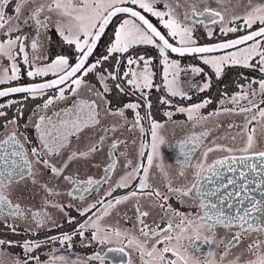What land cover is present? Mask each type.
<instances>
[{"label": "snow or ice", "instance_id": "obj_1", "mask_svg": "<svg viewBox=\"0 0 264 264\" xmlns=\"http://www.w3.org/2000/svg\"><path fill=\"white\" fill-rule=\"evenodd\" d=\"M0 85V264H264V0H0Z\"/></svg>", "mask_w": 264, "mask_h": 264}, {"label": "flooded vegetation", "instance_id": "obj_2", "mask_svg": "<svg viewBox=\"0 0 264 264\" xmlns=\"http://www.w3.org/2000/svg\"><path fill=\"white\" fill-rule=\"evenodd\" d=\"M200 34L203 35L202 28H201V33ZM229 35H231V34H229ZM226 38L227 37H221V39H226ZM54 39H55V37H54ZM213 39L215 40L216 37H214ZM203 42H206V37L201 40V43H203ZM52 50L53 51H56L57 50L55 44L53 45V49ZM187 63H188L187 60H183L182 61V66L185 65V64H187ZM247 71L248 70H245V72H247ZM228 78H229V81H230L229 91H231V90H233L236 87L234 83H231V81H234L236 79L235 71L234 70L229 72ZM25 79H26V77H25ZM180 79H181V82L183 83V81L188 80V79H192V77L190 75L186 76L183 73H181ZM194 79L195 80H199V77H195ZM3 87H4L3 85H0V89H2ZM185 87H186V85H185ZM220 87L223 88V84H221ZM193 93H194L193 94V101H198V99L200 97H202V96L205 95L204 93H198L197 94V93L194 92V90H193ZM156 95L157 94L154 91V94L152 96V99L154 101V104L156 103ZM212 95H213V97L215 96V91H213ZM10 99L13 100V101H15V102H17L21 106L27 105V106H30V107H33V108L35 106V101H32L30 98H29V100H24L23 99V94H12V95H10L8 97L2 98V99H0V104H7V101L10 100ZM129 99L135 100V97H125L124 98L125 102H127ZM176 99H179V98H176ZM17 103H14L12 105V107L10 109H8L9 113H11L13 115L15 114V109L17 107ZM183 103L184 104H187L189 102L188 101H184ZM212 108H213V105H209L207 109H204L202 111H205L206 112V111L212 110ZM0 110H2V109H0ZM25 111L27 112V109H25ZM156 115H157V118L158 119L162 118V112H157ZM174 119H185V117L183 115H181V114H176L174 116ZM218 119H219L220 123L222 124V127L220 129H218V130L214 129L213 132H212V136H224V135L234 134L235 131H236V129L229 130L227 128L228 123L232 122L233 120L236 123H240V121H241V118L240 117H233V116H228V115H221ZM0 123H3V118H0ZM197 130H199V129H197ZM182 134L183 133L178 130L177 135L180 136ZM134 135H135V133H127V132L124 133V136L125 137H128L129 139H131ZM210 139H211V137H210ZM221 142H225V141H221ZM227 142H230V141H227ZM163 150L165 152H168L169 151V149L167 147H165ZM105 187H106V185H105ZM101 191H103V188L101 189ZM93 195H95V194H93ZM36 203H39V201L37 200ZM73 214H76V213L73 212ZM57 218H59V214H57ZM63 230L67 231V230H69V227L65 224ZM0 232H2V229H0ZM60 232H61V229H59V228L46 227V228L40 229L39 230V235L38 236H34L32 238L33 239L46 240L47 236H49V235H57L58 236L60 234ZM74 239H76V238H74ZM52 247H56L58 249L60 248L59 244L53 245L51 243H48V244H46V245L43 246V251H40L39 252V254L41 255V257L42 258H46V255L45 254ZM62 251L63 250L61 249V252ZM61 252H58L57 254H61ZM70 254H72V258L73 259H75L76 256H79L81 258L86 259L89 255L92 254V249L89 248V247L81 246L79 243H76V245L74 246V248L71 250V253Z\"/></svg>", "mask_w": 264, "mask_h": 264}, {"label": "water", "instance_id": "obj_3", "mask_svg": "<svg viewBox=\"0 0 264 264\" xmlns=\"http://www.w3.org/2000/svg\"><path fill=\"white\" fill-rule=\"evenodd\" d=\"M16 94H19V93H16ZM2 98H5V97H0V99H2Z\"/></svg>", "mask_w": 264, "mask_h": 264}]
</instances>
